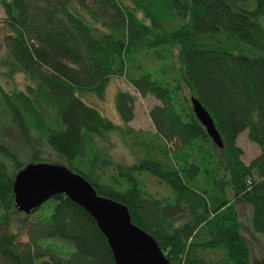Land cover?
Listing matches in <instances>:
<instances>
[{"label": "trees", "instance_id": "1", "mask_svg": "<svg viewBox=\"0 0 264 264\" xmlns=\"http://www.w3.org/2000/svg\"><path fill=\"white\" fill-rule=\"evenodd\" d=\"M1 13L0 74L33 84L0 83V264H115L92 216L64 194L20 210L13 184L29 163L64 167L125 205L169 264H251L237 206L252 207L250 229L264 243V0H0ZM136 55L163 66L136 76ZM112 78L158 102L153 131L128 126L130 92L115 96L124 128L78 98L102 97ZM244 131L260 150L248 163ZM113 132L146 157L132 167L112 159L100 141Z\"/></svg>", "mask_w": 264, "mask_h": 264}, {"label": "water", "instance_id": "2", "mask_svg": "<svg viewBox=\"0 0 264 264\" xmlns=\"http://www.w3.org/2000/svg\"><path fill=\"white\" fill-rule=\"evenodd\" d=\"M193 114L219 148L223 142L213 121L195 97H190ZM15 202L21 211L38 208L50 198L64 194L87 211L97 224L113 254L115 264H169L153 237L136 227L125 205L98 195L77 173L49 164H30L16 175Z\"/></svg>", "mask_w": 264, "mask_h": 264}, {"label": "rangeland", "instance_id": "3", "mask_svg": "<svg viewBox=\"0 0 264 264\" xmlns=\"http://www.w3.org/2000/svg\"><path fill=\"white\" fill-rule=\"evenodd\" d=\"M3 16H4L3 13H1L0 19L3 18ZM162 66L163 65L161 61L160 62L158 60L155 61L150 56L136 55L130 59L128 64V69L136 76H141L149 72L153 74L155 77L157 75L156 73L158 72L155 71V69L157 67L158 69H161ZM0 83L6 90H11L15 88L24 90L26 84H33L32 81L29 80L23 74H18L10 79H7V77L0 74ZM119 90L130 92L135 97V104L133 105L135 106V113L133 116L134 118L128 124V126L134 131H141V132L153 131V126L150 117L148 115H149V110L154 106V104H157L158 102L150 96L141 97L138 93L134 91V89L131 86H129V84L123 78L110 79L107 82V85L105 86V92L102 97H98L92 94H81V93H77V96L87 106L97 110L104 118L109 119L116 126L120 128H124L125 123L119 116L117 107H115L116 106L115 96ZM122 137L123 136H121V134L118 132L109 133L108 138H105V140L100 141V146L116 162H119L126 167H132V165L133 166L138 165L139 162H141L144 159V157H146V154L143 152L139 156L140 152L138 150H136L133 153L132 150L126 145L125 140L127 141V139L124 140V138ZM237 144L243 150L242 159L245 163L250 162L254 157H256L260 153L258 146L250 142V140L248 139L246 131H244L239 135ZM143 176L154 178V176L151 175L150 173H144ZM150 178H147V183H149V186L152 187L150 189L153 190L158 189L164 195L168 193L169 196L171 195L170 188H168L167 186H165V184L162 183H161L162 188L157 187L155 182ZM154 179L157 181L156 178ZM201 183L202 180H200L199 185H201ZM195 187H197L196 184ZM163 188L167 189L168 193ZM161 193L160 196L163 195ZM247 206L249 207H244V205L237 206V211H238L237 216L242 226L243 236L248 238V240L250 241V245L253 246V251L251 249L252 253L250 256L251 264H264V246H263L264 243H262L261 237L254 235L251 232L250 227H252L251 225L252 207L250 205Z\"/></svg>", "mask_w": 264, "mask_h": 264}]
</instances>
